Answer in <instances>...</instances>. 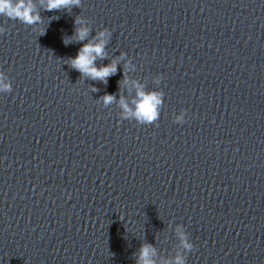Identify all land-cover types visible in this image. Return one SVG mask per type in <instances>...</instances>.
<instances>
[{"label": "water", "instance_id": "1", "mask_svg": "<svg viewBox=\"0 0 264 264\" xmlns=\"http://www.w3.org/2000/svg\"><path fill=\"white\" fill-rule=\"evenodd\" d=\"M31 3L0 15V264H264V0ZM101 32L106 85L70 66Z\"/></svg>", "mask_w": 264, "mask_h": 264}, {"label": "clouds", "instance_id": "2", "mask_svg": "<svg viewBox=\"0 0 264 264\" xmlns=\"http://www.w3.org/2000/svg\"><path fill=\"white\" fill-rule=\"evenodd\" d=\"M80 0H47V11L59 10L61 7H68L71 5H79ZM0 15L5 16L11 20L19 21L22 24L34 25L40 23V16L38 13L34 14V8L31 0H0ZM80 21L78 20L77 23ZM43 35V32H41ZM89 35L87 28L81 27L76 29V36L78 41H84ZM105 33L101 32L100 42L93 44H84L77 56L71 59L70 66L79 72L82 76H87L92 80H99L105 85L107 84L108 77L116 74V65L112 63L105 67L97 68L95 61L97 58L105 59L104 47H105ZM67 44L68 41L66 40ZM7 88V86H4ZM138 101L136 103V110L134 115L142 120L151 122L157 117V111L155 106L159 104V100L156 94H146L143 91H138ZM105 104H110L115 100L113 95H105L103 97ZM121 106L128 111L127 106L121 99ZM181 241L184 247L188 250L192 249V245L185 241L183 235H181ZM150 247L143 246L141 248L140 261L138 264H153L150 260ZM176 264H184L183 260L179 257L176 260Z\"/></svg>", "mask_w": 264, "mask_h": 264}]
</instances>
